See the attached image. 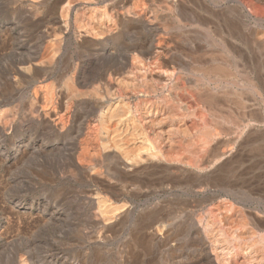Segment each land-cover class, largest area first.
<instances>
[{
  "label": "bare ground",
  "instance_id": "6f19581e",
  "mask_svg": "<svg viewBox=\"0 0 264 264\" xmlns=\"http://www.w3.org/2000/svg\"><path fill=\"white\" fill-rule=\"evenodd\" d=\"M106 1L0 0V264H65L78 236L86 263L87 236L96 258L121 232L174 264H264V183L246 184L245 157L193 178L230 145L264 157V0H162L169 16ZM208 187L226 198L197 226L173 216L186 202L159 207Z\"/></svg>",
  "mask_w": 264,
  "mask_h": 264
},
{
  "label": "rangeland",
  "instance_id": "374dc122",
  "mask_svg": "<svg viewBox=\"0 0 264 264\" xmlns=\"http://www.w3.org/2000/svg\"><path fill=\"white\" fill-rule=\"evenodd\" d=\"M112 1L114 2V0H107L105 3L101 4L100 7L103 6L102 7V9H103L105 5L111 3ZM116 1L119 2V6H121V7L123 6V7H127V8L130 7L132 2H133V1L131 2L130 0H116ZM161 1L162 0H159V1L154 0L151 2L150 0H140L139 5H140V8L146 9L148 16H150V14L152 15L153 12H155V11L162 14L163 16H165V15L169 16V13L163 7V4L161 3ZM202 1H204L205 3L207 2V0H201V2ZM193 6L196 7V4ZM108 10H109L108 12L110 14H112L111 8H109ZM72 32L73 31H67V32L65 31V35H67V36L69 35V37H72V36L74 37V35H72V34L70 35V33H72ZM3 39H4V37L2 36L0 38V43H1V40H3ZM10 53H11L10 50L3 49V48L0 49V55H6V54H10ZM207 118H209V117H207ZM244 119L249 120V118H242L241 122ZM218 121H219V119H218ZM221 122H222V124H220L218 126L219 128H222L223 126L230 128L231 125L226 124L225 120H224V123H223V120ZM243 122L245 123L246 120H244ZM243 125H244L243 126L244 128H246L248 126V124H246V123ZM199 126H198L199 129H197V126H196V129L194 127L192 129L190 128L191 129V130L189 129L190 133L192 134L194 132V134H196L197 133L196 131H199L203 128V125L202 126L199 125ZM229 128H228V130H229ZM240 130H243V129H240ZM232 131L234 132V130H231V131H228L227 134H224L221 137V140L222 141H228V140L233 139L236 135ZM248 135H249V133H248V130L246 128V130L243 132V134L240 135V139H238V144H241L242 142L247 140V138L249 137ZM198 136H199V134H198ZM250 137H251V135H250ZM250 140L251 141L253 140V136L251 137ZM230 146L233 147L232 148L233 152L229 153L228 157L224 161L225 163L223 162L226 166H223L222 165L223 163H221L220 165H214V164L210 163L208 165L212 164V166H209V168L206 172L201 173V174H197V175L193 174L194 181L196 180L199 182L203 178L215 180V179H217V177H220V178L225 177L226 171L229 170L230 168L234 167L235 169H239L237 167L235 158L242 156V157H245V166H247V167L252 166L253 167V169L250 168L248 170L247 174L244 175L246 180H248V183H246V184L255 185V182H263L264 183V157H262V159H261L260 156L256 155V152L255 153L251 152V148H244V145L242 147L240 145L238 147L237 144L230 145ZM225 147H227V146H225ZM230 180L235 181L233 178H231ZM29 182H31V181H29ZM35 184H33L35 187H33V185L30 184V186H29L30 188L27 189L28 191H24L22 196H27L28 198L33 197L31 193L36 192L35 189L38 190V188H39V186L35 185ZM30 190H32V191H30ZM175 194L176 195H174L172 197H168V196H164L162 193H159V207L162 203L164 205L165 200H170V198H172L173 200L186 202V204H189V205H187L186 208H184L185 206H181V207H183L184 210L182 209L179 212L180 214L176 213V215L173 214V216L178 217V218H176V220H178V221L180 219L182 220L183 218H185L186 221H188L190 223V225H192L193 227L197 226L198 219L205 216V212L209 207L208 200L211 197H213L215 195H220L221 198H226L225 195L222 194V192L219 189H216L215 187H208L205 192H200V193H194V192H191L189 190H182V191H177ZM11 195H13V194H11ZM204 200H206L207 203H205ZM171 211H177V206L173 205L171 207ZM76 215H78L79 217L82 216V219L86 218V217H83L85 215L83 211H81L80 214L76 213ZM78 216H77V218L79 219ZM181 216H183V217H181ZM204 220H205V217H204ZM86 233H87V231H86ZM107 234L108 235H106V236L109 239L106 240L105 247L101 248V254L99 256L97 255L96 258H95V254L93 252V250H97L95 239L88 241V236H87V239L84 240L83 247H86V250H90L93 252V253L91 252V254H93L92 259L86 263L83 260V258H80L78 256L80 254V250H81L80 249V246H81L80 242L82 241V239L78 236L77 240L73 242L74 237H67L66 241H62L60 244V248L63 251H65V253H66L65 264H68V262L70 263V261L74 262V264H79L80 262H81L80 264H83V263L84 264H95V263L96 264H174L173 263L174 260L172 257H170V254L167 250V249H169V247L163 248V247L155 245L154 247L148 248L147 250H145V248H141V250L138 249L134 252H130L126 248V247L129 248V245L131 246V242L129 240L130 237L128 236L129 234H127V232H121V233H119L120 235L118 233L116 235L110 234V236H109V233H107ZM70 235H72V234L70 233ZM126 245H128V246H126ZM119 247H121V248H119ZM118 249H120V250L118 251ZM122 250L128 251L130 254L127 255V257L125 255H124L125 257H122V255L118 257V255H120L119 252H123ZM157 250H159V251H157ZM39 251L40 250H38V249L36 250V252H39ZM137 251H139L141 254L137 255ZM127 258L128 259L131 258V259L128 260ZM76 259L79 261H76ZM118 259H121V260L123 259V260L121 261ZM57 264H60V262Z\"/></svg>",
  "mask_w": 264,
  "mask_h": 264
}]
</instances>
